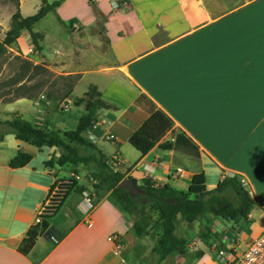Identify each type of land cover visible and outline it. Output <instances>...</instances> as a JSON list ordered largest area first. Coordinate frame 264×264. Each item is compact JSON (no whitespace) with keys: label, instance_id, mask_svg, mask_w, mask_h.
<instances>
[{"label":"crops","instance_id":"obj_1","mask_svg":"<svg viewBox=\"0 0 264 264\" xmlns=\"http://www.w3.org/2000/svg\"><path fill=\"white\" fill-rule=\"evenodd\" d=\"M92 1L102 10H110L109 15L98 14L104 29L89 26L86 30L87 22L71 15L69 19L76 22L70 32L55 17L64 38L61 33L54 37L37 31L35 26L33 32L42 35L39 45L49 60L60 58L54 50L68 49L65 40L74 61L83 68L102 64L110 70L99 74L107 78V88L98 90L119 110L105 111L100 118L104 123L99 129L90 127L87 135L113 168L118 163L129 178L140 181L149 177L184 192L187 181L197 173H204L207 190L215 188L224 176L236 174L253 198L264 192V0ZM41 3L34 1L26 13L36 12ZM120 13L137 14L138 24L127 47L119 36L129 33L120 29L112 39L105 22ZM21 41L28 51L32 49L27 32L12 45ZM76 72L80 79L87 73ZM79 82L68 104L59 106L58 112L50 113L41 96L0 100V120L18 114L39 127L49 124L62 131L74 130L82 115L72 104V99L79 97L75 93ZM155 110L170 117L173 126L142 155L128 139ZM179 133L196 148V155L160 147L173 142ZM106 134L114 135L115 140H103ZM109 141L113 143L111 154L103 148ZM19 152L30 154L32 160L12 169L9 162ZM53 155L59 156L56 149H38L13 135L0 142V264H119L120 258L124 264H143L136 249L141 239L132 232V219L108 195L97 200L90 191L80 190V180L55 215L37 220L52 185L74 174L70 166L45 168ZM83 192L94 201L88 213L82 204ZM219 222L235 227L232 229L245 238L256 237L264 229V208L255 206L246 222ZM110 235L122 239L120 257L113 254L107 241ZM228 235L221 234L218 239ZM205 257L193 264H206Z\"/></svg>","mask_w":264,"mask_h":264},{"label":"trees","instance_id":"obj_2","mask_svg":"<svg viewBox=\"0 0 264 264\" xmlns=\"http://www.w3.org/2000/svg\"><path fill=\"white\" fill-rule=\"evenodd\" d=\"M63 1L48 3L42 0L39 9L34 14L25 17L20 13L17 2L16 11L10 18L9 28L4 39L0 41V52L6 51L7 47L16 42L22 32L28 33L32 49L37 52L41 51L38 41L43 37L33 32V28L48 13L55 12ZM57 21L67 32L72 30L76 22L71 20L67 25L59 16H57ZM19 98L35 97L17 96L11 100ZM65 99H69V95L61 100L53 98L48 111L58 112L59 102ZM72 104L75 107L82 105L84 107V113L79 117L74 130L62 131L50 127L49 124L39 127L18 114H14L10 120H0V142L5 136L13 135L16 140L38 149L42 147L56 149L59 156L57 158L54 155L51 156L44 163L45 168H52L54 165L70 166L74 174H77L79 165L85 167L96 199L100 200L108 195L110 201L132 219V232L137 239L146 237L151 228L157 225L160 232L143 264H181L174 260L175 257H184L185 264H192L194 260L203 257L204 252L201 250L194 254L188 253L186 239L177 235L180 221L192 224L199 219H205L206 225L200 237L206 242L211 237L218 239L220 236V233L217 235L214 230L213 221L224 220L234 224L240 221L246 222L255 206L264 208V192L253 198L243 179L236 174L224 176L212 190L206 189L203 172L195 174L191 180L187 181L186 192L177 190L168 184H159L149 177H144L139 181L140 184L137 185L142 193L136 196H131L126 189H117L116 186L124 175L113 169L112 163L102 150L87 138V132L90 127L97 124L99 111H117L119 108L104 99L93 84L89 85L84 96L74 97ZM172 126L173 122L170 117L161 110H155L131 134L128 143L144 155L172 129ZM160 147L164 150H181L197 154L196 148L182 133L177 134L173 142L162 143ZM31 160L30 154L19 152L11 159L9 166L12 169L22 168ZM133 180L137 183V180ZM76 185L77 181L72 180L66 196ZM79 189L82 190V187ZM210 246L211 243H208V248Z\"/></svg>","mask_w":264,"mask_h":264},{"label":"rangeland","instance_id":"obj_3","mask_svg":"<svg viewBox=\"0 0 264 264\" xmlns=\"http://www.w3.org/2000/svg\"><path fill=\"white\" fill-rule=\"evenodd\" d=\"M34 1L36 0H0V41L4 39L5 33L9 28L10 18L13 13L16 11V4L18 2V7L20 13L23 16H30L35 12L26 13L29 10ZM48 3H52L57 0H47ZM152 6V5H150ZM149 7V5H147ZM58 12V13H57ZM99 12L102 14L109 15L110 10L107 7H97L92 0H68L65 1L59 6L56 10V13H50L46 18L42 19L35 25L37 31H47L51 36H59L61 33V26L56 22L55 17L59 16L63 19L65 24H69L71 15H78L84 22H87L84 25V28L88 30L89 26H93L95 30L104 29L102 25V18L99 17ZM25 13V15H24ZM97 18H100L97 22ZM109 27V37L116 39L117 31L122 29L129 33V36H119V41L124 47H127L129 39L133 38V28L138 24L137 14H127L124 15L120 13L116 19H108L105 21ZM40 33V32H39ZM24 34V33H23ZM125 34V33H124ZM41 35V34H40ZM52 38V37H51ZM96 39V37H95ZM39 40L38 42H40ZM67 46V50L60 49L59 52L54 50V53L60 55V58H51L52 60L47 59L41 51L37 52L33 49L27 50V46L18 42L12 46L7 47L6 51L0 52V100L9 101L17 96H27V97H42L41 101L46 103V108L51 107V100L65 98L66 95L72 93L74 86L80 80L75 93L77 96L82 97L85 95V89L94 84L105 90L107 88V78L102 77L104 74L109 73L104 65H93L88 68H83L79 62L74 61V57L70 54L69 46L66 41H63ZM103 43H108L107 39L104 37L102 40ZM49 45V43H47ZM96 45H98L96 43ZM56 60V61H55ZM54 61V62H53ZM85 70L87 73L83 75L80 79V74L76 70ZM102 76H100V75ZM100 91V90H99ZM101 92V91H100ZM108 92H113V90H108ZM102 94V92H101ZM104 98V96H103ZM109 100V98H104ZM67 99L60 101L59 106H64L68 104ZM139 105H142L143 100L138 101ZM137 103V104H138ZM81 114L84 113L83 105L79 107ZM105 111L101 110L98 113V122L96 125L92 126L93 129H99L102 123L100 119L104 115ZM109 117V115H107ZM92 131V129H91ZM107 135L103 136V140L108 141ZM87 138L92 141L90 137ZM100 144V142H98ZM101 145V144H100ZM107 146H103L107 154H111L113 151V143L107 142ZM112 163V162H111ZM113 164V163H112ZM114 170L122 173L124 178L127 177V171L120 164H114ZM79 174L80 187L82 189L92 192L89 180L87 178V169L82 165L77 167ZM137 184H140L137 181ZM95 196V195H94ZM50 218V217H49ZM131 219V218H129ZM219 220L213 221L214 230L217 227L215 232L217 235L225 234L232 231L235 227H228L227 224L219 222ZM206 225L205 219H199L192 224H186L183 221H180L178 224L177 235L184 237L187 241V250L189 254H194L197 251H203L206 257L203 260V263L206 264H215L217 263L213 260L211 253L208 251V243L216 241L215 237H211L206 242L203 241L200 237L202 231H204V226ZM237 229V228H236ZM160 232L159 227L154 225L149 234L139 241L137 248L141 252L140 261L145 263V259L149 256L150 250L152 248L153 242ZM216 235V236H217ZM174 260L178 263L185 264L184 257H175ZM215 262V263H213ZM194 261L192 262V264ZM218 264V263H217Z\"/></svg>","mask_w":264,"mask_h":264},{"label":"built area","instance_id":"obj_4","mask_svg":"<svg viewBox=\"0 0 264 264\" xmlns=\"http://www.w3.org/2000/svg\"><path fill=\"white\" fill-rule=\"evenodd\" d=\"M110 141L115 140L112 134L107 135ZM72 180L78 181L79 176L72 174L69 178L57 180L50 188L43 201L39 215L40 218H49L55 215L68 192ZM82 204L85 205V212L88 213L94 207V201L90 194L82 193ZM228 236H222L211 243L208 252L212 254L213 260L218 264H264V229L256 237L245 238L242 232L232 230ZM107 241L113 246V254L120 257L124 250L123 242L119 235H110ZM119 264H124L120 258Z\"/></svg>","mask_w":264,"mask_h":264},{"label":"water","instance_id":"obj_5","mask_svg":"<svg viewBox=\"0 0 264 264\" xmlns=\"http://www.w3.org/2000/svg\"><path fill=\"white\" fill-rule=\"evenodd\" d=\"M117 189H126L131 196H136L142 193V190L134 182L132 178L126 177L123 178L116 186Z\"/></svg>","mask_w":264,"mask_h":264}]
</instances>
